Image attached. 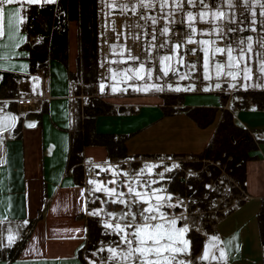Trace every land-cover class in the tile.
Masks as SVG:
<instances>
[{
	"label": "crops",
	"instance_id": "1",
	"mask_svg": "<svg viewBox=\"0 0 264 264\" xmlns=\"http://www.w3.org/2000/svg\"><path fill=\"white\" fill-rule=\"evenodd\" d=\"M44 1L54 0H13L12 3L20 8L21 2ZM5 6L6 3L0 5V11ZM17 22L18 26L14 24L17 30L21 26L18 33L25 36L21 15L19 20L17 16ZM77 27L76 21H71L68 27V63L51 59L47 69L35 73L30 72L29 52L23 46L26 36L25 40L19 38L10 49L0 45V72L23 76L17 84L15 98L0 97V222L36 219L21 250L11 260L0 258V264H83L79 253L87 231L89 190L86 183L77 185L74 182L68 167L75 110L84 104V98L77 97L73 90L69 76L78 68ZM6 29L5 19L3 23L1 18L2 42L8 37ZM9 50L18 54L12 57L13 60H5L9 59L5 57ZM251 55L252 60L256 58ZM251 61L248 63L247 60L245 66L253 69L256 78L260 74L264 78V68L256 66V62L252 66ZM241 76L236 80L242 86L246 84L244 90H264V81L259 82L256 78L244 81ZM44 77L50 79V96L29 106L17 105L16 98L42 95ZM250 80L253 85H249ZM220 86L217 89L207 86L197 92L183 89L156 94L142 91L114 93L108 85L111 93L101 94V99L118 110L113 114L99 115L95 130L102 134H130L126 140L129 156L163 158L171 154L200 153L210 143L222 117L224 99L220 94L227 87ZM197 93L199 97L188 99L189 95ZM169 94L181 95L182 103L172 105L177 109L166 114L164 109L170 108L164 97ZM229 105L225 108L228 109ZM182 107L216 108V119L207 127H200L183 112ZM234 115L236 122L246 128L264 130V110L239 107ZM257 152V156L246 163V200L218 222L217 235H213L217 241L206 249L210 258L216 257V264H264L263 242L257 222L264 201V143ZM83 159L91 167L111 165L108 148L103 144L87 145Z\"/></svg>",
	"mask_w": 264,
	"mask_h": 264
},
{
	"label": "rangeland",
	"instance_id": "2",
	"mask_svg": "<svg viewBox=\"0 0 264 264\" xmlns=\"http://www.w3.org/2000/svg\"><path fill=\"white\" fill-rule=\"evenodd\" d=\"M12 1L0 0V5L6 3L0 21L5 19L8 36L0 45L8 49L19 38L25 40L18 33L21 26L15 27L21 11ZM99 5L102 81L97 89L101 94L110 92L108 85L114 93L156 94L183 89L197 92L221 85L227 87L224 93L229 94L230 108L232 102L242 99L244 94L239 91L246 92V84L240 85L238 76L244 81L256 78L253 69L245 66L252 60L251 53L256 55L251 65L256 62L264 68V0H222L218 6L210 0H99ZM17 55L9 50L5 60ZM260 76L256 80L263 82ZM251 80L249 85H253ZM197 97L198 93L188 99ZM169 100L171 105L181 103L179 98ZM190 159L144 157L133 159L124 168L117 162L104 167L83 163L88 199L98 200L93 212L117 236L116 242L101 245L103 264H216V257L210 258L206 249L217 239L207 234L200 218H194L202 214H189L185 199L170 201L160 184L181 161ZM164 206L173 212L164 211ZM178 207L180 213L174 210ZM190 228L206 241L196 256L190 252L186 235ZM7 231L5 241L13 243L17 233L11 227Z\"/></svg>",
	"mask_w": 264,
	"mask_h": 264
},
{
	"label": "trees",
	"instance_id": "3",
	"mask_svg": "<svg viewBox=\"0 0 264 264\" xmlns=\"http://www.w3.org/2000/svg\"><path fill=\"white\" fill-rule=\"evenodd\" d=\"M210 1L214 6H218L222 0ZM20 8L22 31L27 38L23 46L29 52L27 60L30 63L31 73L47 69L51 59L64 64L68 63V27L71 21L78 23V68L75 73H69V76L72 78L76 95H84V104H80L75 111L76 122L68 152V167L71 169L74 182L77 185L85 184L82 166L83 152L87 145H105L108 148L109 162L122 163V168L133 159H141V157L127 154L126 140L130 134H102L95 130L99 115L113 114L118 110L97 96L101 95L97 85L100 81L99 70L102 67L99 0L21 2ZM22 77L16 73L1 71L0 97L15 98L18 93L17 84ZM245 91H239L244 94L242 99L232 102L229 109L225 108V105L230 103L229 95L224 92L220 94L224 99L222 117L217 122V129L210 143L200 153L166 156L172 159L178 156L191 158L181 161L178 168L172 169L160 180V184L164 185L162 190L167 192L170 201L176 198L185 199L187 200L185 208L189 214L195 215L198 212L202 214L194 218H200V224L203 225L207 234L217 235L218 222L246 200L244 194L247 181L246 163L257 156L259 146L264 143V130H250L235 120L234 112L239 107L264 110V90ZM180 96L169 94L165 95L164 100L168 104L170 97L182 100ZM168 105L170 110L165 108V113H171L177 109L171 104ZM182 110L200 127L210 125L217 115V109L212 107H182ZM134 169H137V166ZM96 206H98V200L88 201L85 243L79 253L83 264L90 263L87 258L95 260L94 264H103L105 255L101 245L114 243L117 239V236L102 226L100 217L94 214L93 208ZM260 208L257 222L264 248V201ZM174 210L180 213L182 208L178 207ZM164 211L173 212L169 206H164ZM35 222L36 219L27 222L8 220L0 222V258L11 260L16 256L24 246ZM8 227L13 228L17 233L13 243L5 241ZM186 235L191 241L189 248L192 255L200 254L206 243L205 238L194 228H190ZM106 264L121 263L109 261Z\"/></svg>",
	"mask_w": 264,
	"mask_h": 264
},
{
	"label": "built area",
	"instance_id": "4",
	"mask_svg": "<svg viewBox=\"0 0 264 264\" xmlns=\"http://www.w3.org/2000/svg\"><path fill=\"white\" fill-rule=\"evenodd\" d=\"M44 83L42 84V95L37 98H25V99H19L16 98V103L19 106H29L34 103H37L41 99H46L47 97L50 96L51 90H50V79L49 77H44Z\"/></svg>",
	"mask_w": 264,
	"mask_h": 264
}]
</instances>
